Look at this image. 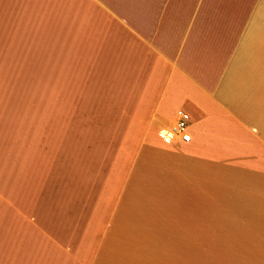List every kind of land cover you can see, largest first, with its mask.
<instances>
[{"label": "crops", "instance_id": "crops-1", "mask_svg": "<svg viewBox=\"0 0 264 264\" xmlns=\"http://www.w3.org/2000/svg\"><path fill=\"white\" fill-rule=\"evenodd\" d=\"M263 8L0 0V258L192 264L209 243L264 237ZM54 99L58 115L88 110V126L76 117L48 126ZM179 108L191 115V142L163 135ZM2 227L23 229V241L2 239Z\"/></svg>", "mask_w": 264, "mask_h": 264}, {"label": "rangeland", "instance_id": "rangeland-1", "mask_svg": "<svg viewBox=\"0 0 264 264\" xmlns=\"http://www.w3.org/2000/svg\"><path fill=\"white\" fill-rule=\"evenodd\" d=\"M261 5L263 6V3H261L260 6ZM49 22H50V33H51V31H55V20H49ZM81 39H82L81 40V50L83 53L85 52L83 50H87L88 46H87V42L84 41L86 40V36L81 35ZM51 44H55V34L53 33L50 34V46ZM52 50L53 49H51L50 47V50L48 52L49 59L55 58V55H52ZM255 54H256L255 56L257 60L264 61V51H257ZM84 69L87 71L88 68L86 67ZM39 70H40L39 67L34 66L33 67L34 75L39 74ZM46 70L48 71V73H51L52 71L54 72L53 68L50 66H48ZM71 85H72L71 83H66L65 86L67 88L68 86H71ZM37 86L39 87L38 83L33 84V94H32L33 126H40V117H41L40 115V108H41L40 92ZM71 100H72V97L71 98L67 97L64 94L60 100V104L61 106L70 107ZM57 101H58L57 99H54L53 100L54 104L51 103L52 101H50L49 103V112L48 114H46V117L48 119V126H64V122L65 124L71 123L74 117L78 118V123L83 122L85 126H88V122L90 118L88 114V110H85V111L78 110L77 116L76 115L74 116L72 114L58 115L56 113V109H52V106H54L55 104L57 105ZM6 222L7 221H2V225L5 226ZM22 228L16 227L15 230H19ZM1 235H2V239L3 238L6 240L8 239L14 242L23 241L24 239L23 229L21 230V232H9L8 230H6L5 227H2ZM19 236H20V239H18ZM254 238H256V241L251 242V243H235V244L233 243H209L208 244L209 246L208 258L206 259L205 258L206 256H203V258H201L200 256L194 255L192 258V264H264V237L255 236ZM234 247L237 248V251H234L233 249ZM7 250H9V248H7ZM247 250H249V252L246 253ZM8 253H11V252L2 251V255L8 254ZM248 254L252 256L256 255L258 257H253V258H243L242 257V255H248ZM23 261L24 260H21L15 257H12V259H9L6 256H2L0 258V264H21Z\"/></svg>", "mask_w": 264, "mask_h": 264}, {"label": "built area", "instance_id": "built-area-1", "mask_svg": "<svg viewBox=\"0 0 264 264\" xmlns=\"http://www.w3.org/2000/svg\"><path fill=\"white\" fill-rule=\"evenodd\" d=\"M191 115L182 108L177 110L176 118L164 128L163 135L168 141L191 142Z\"/></svg>", "mask_w": 264, "mask_h": 264}]
</instances>
